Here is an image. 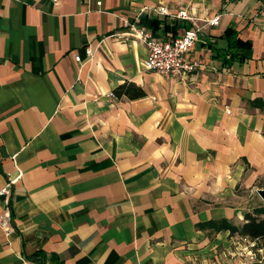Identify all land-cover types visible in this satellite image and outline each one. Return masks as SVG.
<instances>
[{
  "label": "crops",
  "instance_id": "0c3cea01",
  "mask_svg": "<svg viewBox=\"0 0 264 264\" xmlns=\"http://www.w3.org/2000/svg\"><path fill=\"white\" fill-rule=\"evenodd\" d=\"M160 5L221 17L188 75L144 70L146 46L111 36L121 18L180 36L191 24ZM127 82L145 94H108ZM260 103L264 0H0V264H235L231 244L253 241L199 226L264 202Z\"/></svg>",
  "mask_w": 264,
  "mask_h": 264
},
{
  "label": "built area",
  "instance_id": "2783aa9c",
  "mask_svg": "<svg viewBox=\"0 0 264 264\" xmlns=\"http://www.w3.org/2000/svg\"><path fill=\"white\" fill-rule=\"evenodd\" d=\"M98 3L100 4V2ZM153 10L158 16L182 18L187 20L191 25L180 36L165 40L160 38L154 30H150L129 18H121V29L112 33L111 36L120 40H137L144 44L146 49H148V55L142 62L143 68L146 71L153 70L165 77L171 78L182 77L194 72L198 68L199 62L190 58V51L199 39L200 32L208 29L210 26L218 25L221 17L219 15L214 16L210 20H204V23L201 24L198 22V18L193 17L186 8H180L177 12H171L167 5H160L153 8ZM85 50L87 61H90L95 51L90 47H86ZM82 59L80 53L75 56V61L80 62ZM108 94L111 96L116 95L114 92H109ZM14 181V179H10L4 187L0 188V196H7L10 193L11 185ZM0 226L5 230L7 236L14 232L13 215L10 206H7L5 211L0 214ZM252 245L255 246V243L253 242ZM251 258L254 259L255 256H251ZM255 264L263 263L261 261L259 263L255 262Z\"/></svg>",
  "mask_w": 264,
  "mask_h": 264
},
{
  "label": "trees",
  "instance_id": "16d2710c",
  "mask_svg": "<svg viewBox=\"0 0 264 264\" xmlns=\"http://www.w3.org/2000/svg\"><path fill=\"white\" fill-rule=\"evenodd\" d=\"M237 46L249 47L248 41L236 40L231 43ZM114 94L118 97L123 95L129 96L131 99H137L143 96V90L136 86L134 83H124L114 89ZM255 103H258L257 101ZM264 108V103H260ZM202 228H211L215 230H229L230 234H239L242 237H248L254 243V247H260L261 243H264V202L255 206L252 211L245 212L244 223L241 226L229 222L227 219L211 220L204 223H200Z\"/></svg>",
  "mask_w": 264,
  "mask_h": 264
},
{
  "label": "rangeland",
  "instance_id": "374dc122",
  "mask_svg": "<svg viewBox=\"0 0 264 264\" xmlns=\"http://www.w3.org/2000/svg\"><path fill=\"white\" fill-rule=\"evenodd\" d=\"M264 182V179L259 181L258 186H261ZM263 199V198H262ZM264 201V199H263ZM261 246V245H260ZM260 249V250H258ZM231 262L238 264L239 262H243V259L247 257L251 264H255V262H261L262 259L264 261V248L254 247L247 239L239 240L238 238L231 244ZM251 256H255L254 259ZM218 264V263H217Z\"/></svg>",
  "mask_w": 264,
  "mask_h": 264
},
{
  "label": "water",
  "instance_id": "95a60500",
  "mask_svg": "<svg viewBox=\"0 0 264 264\" xmlns=\"http://www.w3.org/2000/svg\"><path fill=\"white\" fill-rule=\"evenodd\" d=\"M258 194H260L261 197L264 199V188H260V189L258 190Z\"/></svg>",
  "mask_w": 264,
  "mask_h": 264
}]
</instances>
